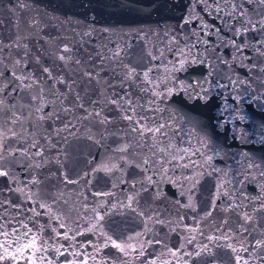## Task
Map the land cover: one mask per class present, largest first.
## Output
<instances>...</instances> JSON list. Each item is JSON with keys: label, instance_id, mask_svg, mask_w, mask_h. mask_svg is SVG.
<instances>
[{"label": "water", "instance_id": "water-1", "mask_svg": "<svg viewBox=\"0 0 264 264\" xmlns=\"http://www.w3.org/2000/svg\"><path fill=\"white\" fill-rule=\"evenodd\" d=\"M0 172V264H264V5L0 0Z\"/></svg>", "mask_w": 264, "mask_h": 264}, {"label": "snow or ice", "instance_id": "snow-or-ice-1", "mask_svg": "<svg viewBox=\"0 0 264 264\" xmlns=\"http://www.w3.org/2000/svg\"><path fill=\"white\" fill-rule=\"evenodd\" d=\"M259 2H260V4H262V5H264V0H259ZM241 15H243V12H241ZM157 131H159V129H157ZM10 138V137H9ZM0 175H7V173L6 172H0ZM110 239V238H109ZM32 245H30V247H31ZM117 248H120L121 249V251H123V248H121V246L120 245H115Z\"/></svg>", "mask_w": 264, "mask_h": 264}]
</instances>
